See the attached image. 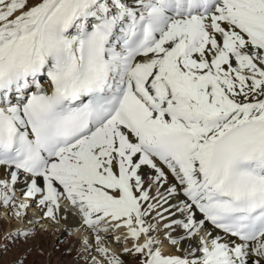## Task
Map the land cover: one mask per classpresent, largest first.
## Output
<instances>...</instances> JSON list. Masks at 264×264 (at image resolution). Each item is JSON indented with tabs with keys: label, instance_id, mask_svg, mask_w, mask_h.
Wrapping results in <instances>:
<instances>
[{
	"label": "snow or ice",
	"instance_id": "snow-or-ice-1",
	"mask_svg": "<svg viewBox=\"0 0 264 264\" xmlns=\"http://www.w3.org/2000/svg\"><path fill=\"white\" fill-rule=\"evenodd\" d=\"M0 168L29 226L18 182L136 264H264V0H0Z\"/></svg>",
	"mask_w": 264,
	"mask_h": 264
},
{
	"label": "bare ground",
	"instance_id": "bare-ground-1",
	"mask_svg": "<svg viewBox=\"0 0 264 264\" xmlns=\"http://www.w3.org/2000/svg\"><path fill=\"white\" fill-rule=\"evenodd\" d=\"M144 172L148 175H146V183H151V170L148 168L144 169ZM171 176H169V181H171ZM9 180V176L7 174L6 169L0 168V181H7ZM16 190H20L23 192L24 185L23 183L18 182L16 184ZM153 191H155V188H153ZM15 196V195H14ZM16 198V197H15ZM17 200V199H16ZM64 201H68L67 199H62ZM18 201V200H17ZM29 210H27V220L32 221V225H27L26 221L21 220L20 218L15 217L12 214V209L10 207H5L3 205H0L1 210L7 214L8 218H5L2 214L0 215V226L2 231L6 229V232L8 233V238L12 239V234L14 233L13 228L18 227L21 225V229L28 227L30 231V237L28 240H30L31 246H33V250L43 243L48 244L49 251L51 252L50 258H57L60 257L59 254V247L58 242H55V238L51 240V242H48V239L51 238L53 234H55L56 231L62 234H68L65 233V231L69 230L74 232L73 240L76 243L78 247L75 248V250L72 252L70 258L67 262L59 263L56 262L55 264H80L83 263V260L78 261L79 256L86 258L85 261H87L88 264H110L111 257L114 255L119 260L123 261L124 264H136L135 256L129 255L127 252L122 253L120 251V248L117 247L114 243H107V236L108 231L110 229H107L105 231H99L100 240L97 242L96 240V231L89 226L85 224L84 221H82V214L78 211V209L70 203V207L66 208L60 201V208L56 213V219L52 220L46 217L45 215V209L38 205V203H32ZM7 212V213H6ZM35 212L38 215L35 217ZM81 216V217H80ZM12 218L13 221L16 223L12 224V222L9 220ZM39 219H41L39 221ZM110 220V219H109ZM113 222H119L121 226H123L122 221H114ZM61 228V229H60ZM116 229V228H113ZM213 234H217L219 230L212 229ZM165 229L161 225L159 227V237L163 241L161 247L165 252L173 251L174 254H180L178 252H175L171 248V245L167 242V240L164 237ZM113 233V232H111ZM119 237H122V242L126 245L127 249H130L135 241L127 235L128 229L126 226H124L122 229H119L118 232ZM89 238L90 245L87 246L82 241V238ZM115 241H118V237L115 236ZM198 241H193L192 243H197ZM103 248L106 250V253L99 252L97 249ZM36 250H34V253ZM58 253V254H56ZM83 253V255H82Z\"/></svg>",
	"mask_w": 264,
	"mask_h": 264
},
{
	"label": "rangeland",
	"instance_id": "rangeland-1",
	"mask_svg": "<svg viewBox=\"0 0 264 264\" xmlns=\"http://www.w3.org/2000/svg\"><path fill=\"white\" fill-rule=\"evenodd\" d=\"M7 213V212H6ZM5 216V218L7 217V214H5L1 208H0V215ZM35 217H37L38 215L35 212ZM12 224L16 223L15 221L12 220V218L9 219ZM41 219H39L40 221ZM21 229V225L18 227H14L13 231H18ZM61 229V228H60ZM122 229V228H121ZM112 231L109 230L108 234H106L107 236V243H114L117 247H121L119 245V243H123L122 242V237H119V234L117 233L118 230H116V232L111 233ZM8 232H6V229L4 231H2L1 226H0V264H17V261H21L22 264H55L56 262L59 263H64L67 262L68 259L70 258L71 255V251L75 250L76 247H78L76 245V243L74 242V232L67 230L65 231V233L68 234H62L60 235V233L58 231L55 232V234H53L51 236L50 239H48V242L50 243L51 240H53V238H55V242H58V247H59V254L60 257L57 258H50V254L51 252L49 251V247L48 244L43 243L42 245H40L39 247L35 248L34 250H36V252L34 253V250L32 249L33 246H31L30 244V240H24L23 238L21 239H16L15 242H13V238L10 239L8 238ZM114 234L115 236L118 237V241H115V239H112L111 242H108V240H110V238H108L109 235ZM114 235L110 236V237H114ZM32 237V236H30ZM73 238V239H72ZM87 238V237H86ZM82 238V241L84 242L85 245H90V240L89 238ZM84 239V240H83ZM87 240V241H85ZM87 243V244H86ZM5 245H7V250H4ZM123 245V244H122ZM126 246V245H125ZM122 248H124V246H122ZM127 247L125 249L120 248V251L122 253L127 252ZM72 251V252H73ZM58 254V253H56ZM83 255V253H82ZM83 260L84 262L80 264H88L87 261H85L86 258L79 256L78 261Z\"/></svg>",
	"mask_w": 264,
	"mask_h": 264
}]
</instances>
